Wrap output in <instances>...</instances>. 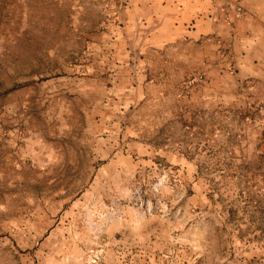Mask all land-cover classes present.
<instances>
[{
  "label": "rangeland",
  "instance_id": "374dc122",
  "mask_svg": "<svg viewBox=\"0 0 264 264\" xmlns=\"http://www.w3.org/2000/svg\"><path fill=\"white\" fill-rule=\"evenodd\" d=\"M145 1L0 0V264H264V78Z\"/></svg>",
  "mask_w": 264,
  "mask_h": 264
},
{
  "label": "crops",
  "instance_id": "0c3cea01",
  "mask_svg": "<svg viewBox=\"0 0 264 264\" xmlns=\"http://www.w3.org/2000/svg\"><path fill=\"white\" fill-rule=\"evenodd\" d=\"M227 1L146 0L143 26L157 46L186 38L203 43L219 36L242 57L241 75L264 78V0H243L244 13L238 18L222 11ZM225 16L234 19V27L225 23Z\"/></svg>",
  "mask_w": 264,
  "mask_h": 264
},
{
  "label": "built area",
  "instance_id": "2783aa9c",
  "mask_svg": "<svg viewBox=\"0 0 264 264\" xmlns=\"http://www.w3.org/2000/svg\"><path fill=\"white\" fill-rule=\"evenodd\" d=\"M227 7H231V8H233L234 9V11H235V13L237 14V15H241L242 13H243V11H244V8H243V6L242 5H234V4H232V3H229L228 5H227Z\"/></svg>",
  "mask_w": 264,
  "mask_h": 264
}]
</instances>
